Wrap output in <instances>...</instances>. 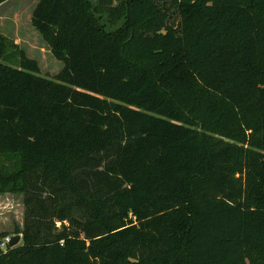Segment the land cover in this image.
Returning <instances> with one entry per match:
<instances>
[{
  "label": "trees",
  "instance_id": "obj_1",
  "mask_svg": "<svg viewBox=\"0 0 264 264\" xmlns=\"http://www.w3.org/2000/svg\"><path fill=\"white\" fill-rule=\"evenodd\" d=\"M169 3L38 0L52 79L0 35V264H264V0Z\"/></svg>",
  "mask_w": 264,
  "mask_h": 264
},
{
  "label": "rangeland",
  "instance_id": "obj_2",
  "mask_svg": "<svg viewBox=\"0 0 264 264\" xmlns=\"http://www.w3.org/2000/svg\"><path fill=\"white\" fill-rule=\"evenodd\" d=\"M37 1L0 0V35L4 36L10 42V45H7L8 52L13 50L14 46L12 44H17V46L24 50L28 57L37 61L39 75L52 79L62 68V62L52 56L49 48L30 23L31 13ZM150 1L154 4H159V7L165 12L163 23L169 27L173 26L176 29L175 24L177 18L174 13L175 8L170 5L169 0ZM157 32L160 33L159 31ZM174 33L176 34V32ZM8 63L14 65L16 61L9 58ZM228 108L229 111L227 113V108L221 107L215 116V120L212 119L214 122L211 120V117H207L208 125L210 123L212 126L215 124L214 126H218L219 128H227L235 124L240 115V111L238 115L236 110L230 106ZM198 120L196 117H191V126L195 136H198L201 132H206V128L203 127L202 129L201 123ZM0 160H3L1 155ZM22 198L23 196L19 193H0V232L11 233L15 226L22 227ZM56 225L59 226L60 222L56 221ZM11 235L6 237H10Z\"/></svg>",
  "mask_w": 264,
  "mask_h": 264
},
{
  "label": "water",
  "instance_id": "obj_3",
  "mask_svg": "<svg viewBox=\"0 0 264 264\" xmlns=\"http://www.w3.org/2000/svg\"><path fill=\"white\" fill-rule=\"evenodd\" d=\"M21 238L20 234H14L9 237V240L7 242L8 246L12 247L18 244L19 240Z\"/></svg>",
  "mask_w": 264,
  "mask_h": 264
},
{
  "label": "built area",
  "instance_id": "obj_4",
  "mask_svg": "<svg viewBox=\"0 0 264 264\" xmlns=\"http://www.w3.org/2000/svg\"><path fill=\"white\" fill-rule=\"evenodd\" d=\"M8 240H9V237H5L4 239L1 240L0 245L4 248Z\"/></svg>",
  "mask_w": 264,
  "mask_h": 264
},
{
  "label": "crops",
  "instance_id": "obj_5",
  "mask_svg": "<svg viewBox=\"0 0 264 264\" xmlns=\"http://www.w3.org/2000/svg\"><path fill=\"white\" fill-rule=\"evenodd\" d=\"M5 196H7V195H5Z\"/></svg>",
  "mask_w": 264,
  "mask_h": 264
}]
</instances>
